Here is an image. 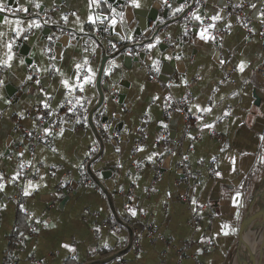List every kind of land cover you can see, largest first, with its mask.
Here are the masks:
<instances>
[{
  "label": "crops",
  "instance_id": "0c3cea01",
  "mask_svg": "<svg viewBox=\"0 0 264 264\" xmlns=\"http://www.w3.org/2000/svg\"><path fill=\"white\" fill-rule=\"evenodd\" d=\"M177 1L172 0L173 7L178 6ZM203 1L199 8L205 23L217 12L223 17L216 22L215 42L199 40L194 21L188 22L190 30L184 35L181 15L173 17L172 10L166 21L160 19L161 24L168 20L170 23L155 38L128 33L124 42L111 43L107 38L116 41L117 31L110 34L101 25L94 30L86 22L88 0H0V5L12 10L10 20H30L39 13L41 21H57L29 30L27 40L17 41L12 67H0V183L4 185L0 190V264H90L125 252L129 233L116 223L112 212L132 231L133 239L129 250L107 264H230L238 231L225 236L220 226L228 223L238 229L264 173V140L260 139L264 136V83L255 76L264 64V35L259 32L264 21V0ZM35 2L41 3L40 9L34 7ZM125 2L132 8L129 0ZM139 2L140 8H132L136 15L157 11L164 5V0ZM228 3L245 6L244 15L252 26L250 32L225 14ZM21 7L29 11H17ZM44 10L49 12L47 17H42ZM92 11L110 14L103 3ZM73 12L85 21L84 31L77 30L75 46L66 48L67 34L77 28ZM62 15H68L70 23L65 24ZM227 24H231L230 29L225 27ZM9 27L0 23V31L7 32L8 38L14 35ZM57 28L61 30L57 32ZM226 32L230 34L225 35ZM52 34L60 36V40L51 47L59 46L63 53V58L55 63L69 74L73 62L85 55L96 75L103 53L110 57L104 70L115 62L108 75L103 71L101 86L107 89L92 122L95 128L103 125L117 137L101 140V147L87 120L83 129L61 127L62 135L61 128L52 129V134L45 136L47 144L32 146L23 137L24 131L44 133V128L52 123L49 117L38 125L34 112L43 108L41 86L53 97L49 103L54 112L60 109L57 105L64 103L59 78L34 73L31 67L44 68L53 63L46 51L50 47L47 37ZM137 37L144 39L146 53L123 50ZM149 43L155 47L148 49ZM140 54L144 55L139 62L130 66L124 59ZM20 59H24V65ZM221 60L225 62L222 64ZM154 61L159 64V71L155 70ZM241 62L246 64L243 72L238 70ZM163 64H167L168 77L160 75ZM150 72L156 77L154 81ZM30 74L39 75L41 85L35 83V78L28 81ZM186 92L190 95L186 113L192 121L187 135L181 114L163 115L165 102L181 99ZM76 95L86 97L84 103L91 109L98 100L95 81L84 93ZM197 106L211 111H198ZM164 133L169 137L167 147L160 141ZM138 139H142V150L134 152ZM25 168L29 171L25 172ZM185 169L198 178L196 188L178 182ZM105 171L111 173L103 178ZM85 173L87 182L82 178ZM13 176L17 178L12 180ZM94 180L103 186L111 206ZM26 190L29 195L24 194ZM237 192L242 193L239 199L243 205L239 219L232 202ZM260 209L264 210V193ZM194 219L195 226L191 223ZM259 222L260 217L248 228H256ZM31 231L34 236L28 237ZM201 246L206 247L205 252ZM262 246L261 230L259 236L257 233L244 244L234 264H245L244 258H249V254L257 263Z\"/></svg>",
  "mask_w": 264,
  "mask_h": 264
},
{
  "label": "snow or ice",
  "instance_id": "6c2138e0",
  "mask_svg": "<svg viewBox=\"0 0 264 264\" xmlns=\"http://www.w3.org/2000/svg\"><path fill=\"white\" fill-rule=\"evenodd\" d=\"M193 2L196 4V7H191L188 0H184V3H180L178 6L173 7L171 3H169V0H164V6L167 8H170L172 10V15L175 17L177 14L185 13L186 9H189L187 11V14L184 16L185 22H196L195 26L198 28V31L195 32L196 37L199 40L204 41L205 43L212 41H216V36L214 35V30L216 29V22L220 21L223 19V17L220 15L219 12L216 14L208 17V20L210 21L209 23H205V18L200 14V8L199 5L201 3V0H193ZM107 5V7L110 9V14L109 15H103V14H93V9L95 8H100L101 4ZM129 5L132 8H140L141 4L139 0H129ZM34 7L36 9L41 8V3L40 2H35ZM87 7L89 9V13L87 15V20L86 22L90 25L93 26L94 30H99L100 25H104L105 22H107V27L103 28V31H108L110 28L115 29L117 24H123L124 21V12L123 11H117L115 7L112 6L111 3H109V0H88ZM234 7H239V5H234ZM252 7H255V5H252ZM5 7L3 5H0V13H3L5 11ZM7 11L11 12V9H7ZM17 11L25 12L27 13L29 10L28 8L21 7L17 9ZM72 16H75L76 19L74 21L75 25L77 26L76 29L73 30V32L68 33V39L66 43L64 44V47L66 48H72L75 45L73 44V41H78V37L75 34L76 31L78 30L79 32H83V24L85 21L81 20L79 16L76 15L75 12L71 13ZM61 19L64 21L65 24L70 23L69 21V16L68 15H62ZM239 19V18H237ZM0 23L3 25L10 26L9 30L14 34L10 38H8V33L4 31H0V49H3L2 52H0V67L4 68H11L13 62L16 60V53L14 51L15 46L17 45V41L20 39L27 40L28 37L26 33L29 30L32 29H42L45 26H47L49 23L51 24H57V21L49 19H45L41 21L39 18V13L36 14V18L30 19V20H23V19H15V20H10L8 16L2 17V20H0ZM26 25V27H25ZM226 28H231V24L225 25ZM244 27H247L245 24ZM187 30L185 31L184 35H187ZM48 41L55 45L57 41L60 40V36H55L49 35ZM121 39H124V37H121ZM129 40L132 39L131 36L128 37ZM93 41V45H94ZM157 43H159V40H157ZM155 47L154 44L149 43L147 45L148 49H152ZM112 48L115 49L116 45L112 44ZM46 51L50 54L49 59L53 61V63L49 66H46L44 68L37 67L36 65H31L32 70L34 73H48L51 74L55 77L59 78V84L61 87L64 89V103H61L57 105V107H64V104L70 105L68 108L69 113H72L75 111L77 106L83 108L84 102H86V97L83 95H76V93H84L86 91V87L88 85H91L95 81L96 77V70H94L91 67L90 60L87 55L83 56V58L80 61H74L73 66L70 70V74L68 72H65L61 67H59L55 61L57 59H62L63 58V53L59 52V46L56 48L53 47H48L46 48ZM94 51V47H93ZM84 52H88V48L84 49ZM177 60L180 59L179 56L176 57ZM222 64L225 62L223 60L220 61ZM19 63L21 65L25 64L24 59H20ZM155 65V70L159 71V64L157 61H154ZM115 62H111V66L108 69L104 70V74L108 75L111 71V67H114ZM246 64L244 62H241L238 65V70L243 72L245 70ZM35 78V83L39 86L41 85V79L40 76H33V75H28L26 79L28 81H31ZM186 84L187 81H184ZM0 84H3V81H0ZM40 94L43 97V99L40 100V104L42 105L43 109L46 110L45 114L48 117H53L55 115L54 110L52 109L51 104L49 101L53 99L51 94L46 91V89L41 86L40 87ZM157 99V98H154ZM7 103H10L6 101ZM179 110V109H178ZM198 111H204V112H209L211 109L209 108H204L201 109L199 106H197ZM21 117L23 118V113L20 114ZM225 115H228V113H225ZM38 120H43L42 116H37ZM79 119H77V123H79ZM212 125H206V127H211ZM44 134L45 136H48L52 134V129H49L48 127L44 128ZM60 135L63 134V128L60 129ZM261 140H264V136L260 138ZM55 150V149H54ZM142 150V149H138ZM119 151V149H117ZM22 155V153H21ZM151 159V157H149ZM262 162H264V158H262ZM19 173H17V176ZM217 176L220 175L219 172L216 173ZM17 176H13L12 180H15ZM0 180H3V177H0ZM4 185L0 183V190H2ZM25 195H29V192L26 190ZM242 193L237 192L234 197H232V202L233 206L236 209L235 216L237 219L240 218V211L239 209L243 207L240 197ZM192 203L195 205L197 202L196 200H193ZM132 211V215H135V211ZM221 233L225 236L231 234H236L238 229L234 226H231L228 223H224L220 226ZM64 247L69 248L70 251H75V249L71 248L69 245H64Z\"/></svg>",
  "mask_w": 264,
  "mask_h": 264
},
{
  "label": "water",
  "instance_id": "95a60500",
  "mask_svg": "<svg viewBox=\"0 0 264 264\" xmlns=\"http://www.w3.org/2000/svg\"><path fill=\"white\" fill-rule=\"evenodd\" d=\"M109 3L112 4L113 7L116 8V10L122 11L124 12V23L123 24H117L115 29H109L110 34L113 33V31H117L119 35H117V40L114 41L113 37L111 38H107V40L111 43H122L124 42L125 38H126V34L130 33L133 37L134 36H140L141 34H143V36L147 39H153L155 38V36L159 33L160 30H162L166 24L170 23L169 20L167 21V23L165 22L164 24L160 23V19L163 21H166L168 19V14L170 12V8L165 7L164 5L162 7L159 8V10H149L147 13H138L137 15L135 14L136 12L128 7L126 5L125 0H109ZM169 3H172V0H169ZM180 3H184V0H178L177 1V5H179ZM122 9V10H121ZM161 9H163L162 12ZM183 14V13H182ZM180 14V15H182ZM3 17V14L0 13V18ZM175 21V20H174ZM136 23L135 26L132 27L133 23ZM153 25L152 29H150V26ZM107 24L101 25V29L103 30V28L107 27ZM127 29V30H125ZM49 32V30H48ZM121 37H124V39H121ZM23 41V39H20V43ZM144 54H140L138 57L135 58H130V57H125V61L129 64V66L132 63H138L139 60L143 57ZM115 57V56H114ZM113 57V58H114ZM112 58V57H111ZM110 60V57L106 56L104 53L101 55V59H100V63L98 66V71H97V75H96V80H95V88H96V92H97V103L89 110L88 115H87V125L88 128L90 129V131L92 132V134L94 135L95 139L97 140L99 146L101 147L102 145V141L94 127V124L92 122V118L93 115L101 108L103 102H104V90H106L107 88L105 86H101V79H102V75H103V71L105 68V64L106 62ZM167 64H163L162 69L160 71V75L163 77H168L169 75L166 74V70L165 68H167V66H165ZM161 82L164 81L162 80V78H158ZM257 100V99H256ZM111 172L110 171H105L103 172L102 176L103 178H105L106 175H109ZM95 184L98 186V188L106 195V198L108 200L109 205L111 206L110 203V198L109 196L106 194L103 186L97 181L94 180ZM264 193V173L262 175L261 178V182L259 184V186L257 187V190L254 192L251 203L249 205V208L246 210L243 218L240 221V224L238 226V234H237V246L234 250V255L231 258L230 264H232L234 257L238 254V250L242 241V235L243 233L248 229V226L250 225V223L258 218L261 217V226H264V210L260 209L258 210L257 205L260 203L258 202V199L260 197V195H262ZM113 218L116 221V223L118 225H120L121 227L125 228L128 233H129V241H128V245L127 248L125 249V252L127 250H129L131 248L132 245V231L130 229L127 228V226H125L122 222H120V220H118L116 214L114 212H112ZM123 252H118L116 254H112L111 256L97 261V262H93L90 264H107L109 262H112L114 260H116L117 258L121 257L124 253ZM250 257L248 258V262L249 264H256V261L254 259V256L252 254H249ZM264 255V246H262L261 252L259 257L257 258L259 261H262V256ZM233 259V260H232ZM248 262H246V264H248Z\"/></svg>",
  "mask_w": 264,
  "mask_h": 264
},
{
  "label": "built area",
  "instance_id": "2783aa9c",
  "mask_svg": "<svg viewBox=\"0 0 264 264\" xmlns=\"http://www.w3.org/2000/svg\"><path fill=\"white\" fill-rule=\"evenodd\" d=\"M189 4L191 7H196V4L193 2V0H188ZM204 4V1L201 0V3L199 5V7H201ZM244 9L245 6L244 5H239V7H234L232 5H230L228 3L226 9L224 10L225 14L227 16H232L235 18V22L236 25L241 26L243 28H245L246 32H250L252 30V26L250 21L248 20V18L244 15ZM189 9L185 10V13H183L181 15V17L179 18L180 23H183L185 25V31L187 30V33L190 30V25L188 23L185 22L184 16L187 14V11ZM3 14L5 16H11L12 12L7 11V9L3 12ZM49 15L48 11H43V15L42 17H47ZM239 18V19H237ZM247 25V27H244V25ZM61 29L57 28L56 31L59 32ZM64 33H66L65 31H63ZM259 32L260 34L264 35V21L262 22L260 28H259ZM221 34V33H219ZM229 32H226L225 35H229ZM53 35V34H52ZM103 35L105 36L106 34L103 32ZM49 46L51 47L52 44L50 43ZM123 50L125 51H129L132 54H136V53H146V47L144 46V39L142 37H137L131 45H129L127 48H124ZM150 79L152 81L155 80V76L150 72ZM256 79L258 81H260L261 83H264V64L256 71ZM190 101V95L188 94V92L185 93V96L181 99L178 100H170V101H166L164 104V108H163V115L164 117H168L172 114L175 113H179L184 117V122H185V128H184V134L187 135L189 133V128L191 126L192 121L188 118L187 113H186V106L188 104V102ZM70 105L68 104H64V107L58 109L55 111V115L52 117V123L50 125H48L47 127L49 129H58L61 128L63 126H70L74 129H83L86 127V118L89 112V107L87 106L86 103H84L83 108L77 106V108L75 109L74 112L69 113L68 108ZM179 109V110H178ZM36 113V116H42L43 120H38V125H41L43 123H45L47 121V119L49 118L45 112L46 110L43 108H38L34 111ZM77 119H79V123H77ZM100 139L101 140H105L108 139L110 136L113 138H116L117 135L115 133H110L106 127H104L103 125H100L98 127L95 128ZM23 137L25 140L29 141L33 144H37V143H44L47 144L48 140L45 138V134L42 132H28V131H24L23 132ZM160 141L162 143L163 146L167 147L169 145V137L167 133H164L161 135L160 137ZM142 144V139H138L137 142L134 144L133 147V151L136 152L139 147ZM186 164L182 163V168H185ZM25 172H28L29 169L25 168L24 169ZM157 173H159L157 171ZM83 181L87 182L88 181V175L85 173L83 174ZM178 182L180 184H184L187 185L189 188H196L198 186V178L195 176V174H193L191 171L185 169L181 176L178 178ZM192 225H196L197 224V219H194L192 222ZM34 236L33 231H31L28 234V237H32ZM189 247V245H186V248ZM200 249L202 250V252L206 251V247L201 246ZM35 264H38L37 262H34Z\"/></svg>",
  "mask_w": 264,
  "mask_h": 264
},
{
  "label": "bare ground",
  "instance_id": "6f19581e",
  "mask_svg": "<svg viewBox=\"0 0 264 264\" xmlns=\"http://www.w3.org/2000/svg\"><path fill=\"white\" fill-rule=\"evenodd\" d=\"M260 198H261V195H260V197L258 199V202H260ZM256 208H258V210H260V203L257 205ZM261 220H262V218L260 217V222H259V224H258V226L256 228H252V229L248 228L243 233L242 241H241V244H240V247H239V250H238V254L234 257V260H233L232 264H234V261H235L236 257L239 256L240 253L242 252V248H243L244 244L248 241V239H252L257 233H258V236H259L261 230L263 231V237H264V226H261ZM259 238H260V242H262L261 236ZM244 259H245V264H246V262H248V258L245 257ZM248 264H249V262H248Z\"/></svg>",
  "mask_w": 264,
  "mask_h": 264
},
{
  "label": "rangeland",
  "instance_id": "374dc122",
  "mask_svg": "<svg viewBox=\"0 0 264 264\" xmlns=\"http://www.w3.org/2000/svg\"><path fill=\"white\" fill-rule=\"evenodd\" d=\"M233 255H234V253H233ZM233 255H232V257H233ZM233 260V259H232ZM264 260V255L262 256V261L261 262H257L256 264H264L263 261ZM259 261V260H258Z\"/></svg>",
  "mask_w": 264,
  "mask_h": 264
},
{
  "label": "trees",
  "instance_id": "16d2710c",
  "mask_svg": "<svg viewBox=\"0 0 264 264\" xmlns=\"http://www.w3.org/2000/svg\"><path fill=\"white\" fill-rule=\"evenodd\" d=\"M20 237V236H19Z\"/></svg>",
  "mask_w": 264,
  "mask_h": 264
}]
</instances>
